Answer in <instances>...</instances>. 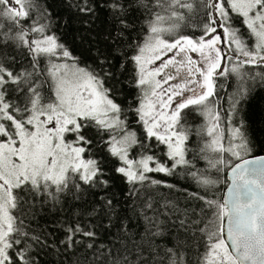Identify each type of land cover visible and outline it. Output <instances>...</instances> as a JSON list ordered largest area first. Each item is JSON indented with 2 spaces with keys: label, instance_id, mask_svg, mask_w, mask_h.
I'll use <instances>...</instances> for the list:
<instances>
[{
  "label": "snow or ice",
  "instance_id": "obj_1",
  "mask_svg": "<svg viewBox=\"0 0 264 264\" xmlns=\"http://www.w3.org/2000/svg\"><path fill=\"white\" fill-rule=\"evenodd\" d=\"M82 252L264 264V0H0V264Z\"/></svg>",
  "mask_w": 264,
  "mask_h": 264
},
{
  "label": "trees",
  "instance_id": "obj_2",
  "mask_svg": "<svg viewBox=\"0 0 264 264\" xmlns=\"http://www.w3.org/2000/svg\"><path fill=\"white\" fill-rule=\"evenodd\" d=\"M262 69H259V68H254V69H250V71L252 72H258V71H261ZM218 84H225V89H219L220 91V95H221V99L218 101V103L220 105L223 106L224 109H227L228 108V97L232 94V92L235 90V87H236V81H235V78L232 77V78H229L228 80H225L224 78H219L218 81H217ZM202 118H198L197 121H196V125H199L200 123H202ZM196 137H193L192 138V141H193V144H195L196 142ZM201 163V166H203V161L200 162ZM158 175V178H163V177H159V174ZM169 179V181L171 183H174L178 186V188H187L189 191H195L196 190V187L194 184H192L191 181H186L180 177H177V178H167ZM225 186H221V191L217 193V196H221L222 195V191L224 189ZM162 192L164 193H167L168 192V189H161ZM172 196L174 198H177L180 200L181 203H184V196H185V193H182V192H178V191H173L172 193ZM190 203H194L195 202H190ZM79 259L80 261V264H93V260H92V257L90 254H86V253H78L77 256L75 257H72V260L75 261Z\"/></svg>",
  "mask_w": 264,
  "mask_h": 264
},
{
  "label": "water",
  "instance_id": "obj_3",
  "mask_svg": "<svg viewBox=\"0 0 264 264\" xmlns=\"http://www.w3.org/2000/svg\"><path fill=\"white\" fill-rule=\"evenodd\" d=\"M224 191H226V187H224V189H223V191H222V194H223Z\"/></svg>",
  "mask_w": 264,
  "mask_h": 264
},
{
  "label": "rangeland",
  "instance_id": "obj_4",
  "mask_svg": "<svg viewBox=\"0 0 264 264\" xmlns=\"http://www.w3.org/2000/svg\"><path fill=\"white\" fill-rule=\"evenodd\" d=\"M159 63V62H158Z\"/></svg>",
  "mask_w": 264,
  "mask_h": 264
}]
</instances>
